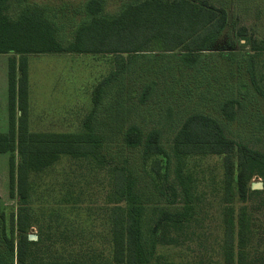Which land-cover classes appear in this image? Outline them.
Instances as JSON below:
<instances>
[{
    "label": "rangeland",
    "instance_id": "obj_1",
    "mask_svg": "<svg viewBox=\"0 0 264 264\" xmlns=\"http://www.w3.org/2000/svg\"><path fill=\"white\" fill-rule=\"evenodd\" d=\"M91 1H13L9 14L16 18L27 7L45 10L56 24L59 39L67 45L78 28L93 19L87 9ZM97 1L101 4L97 17L114 18L127 6L147 0ZM208 1L227 11L228 25L211 50L198 55L194 63L184 62L179 52L123 54L120 59L115 54L27 56L28 131L73 135L91 131L101 140L103 162L62 156L53 165L31 173L28 202L22 207L17 188L13 195L11 187V164L14 159L18 167L19 153L0 154V264H18L20 214H25L26 236L29 240L37 237L30 240L35 243L29 247V263L111 259L114 210L128 206L125 200L114 202L116 167L131 173L133 192L144 209L142 231L149 254L161 211H189L190 226L173 233L181 243L157 245L150 257L153 262H222L226 208L231 209L237 231L241 212L247 210V252L251 258L264 256V188L246 202L234 189L229 199L221 157L179 160L174 151L186 121L203 115L219 122L227 139L264 152V96L251 79L254 52L246 42L252 38L264 42V0ZM242 29L247 31V40ZM10 58L12 55H0V95L8 90ZM255 61L264 87V54L256 55ZM147 88L150 94L144 102ZM228 102L235 103L230 110L233 119L224 113ZM5 107L0 105L3 121L8 113ZM19 116L20 111L17 119ZM132 125L145 135L161 131V144L170 155L168 179L159 180L152 171V158L145 157L144 145L131 148L126 144L125 135ZM162 160L164 173L168 164ZM262 181L255 177L251 186ZM187 202L190 208L185 210ZM5 235L14 240L15 252Z\"/></svg>",
    "mask_w": 264,
    "mask_h": 264
},
{
    "label": "trees",
    "instance_id": "obj_2",
    "mask_svg": "<svg viewBox=\"0 0 264 264\" xmlns=\"http://www.w3.org/2000/svg\"><path fill=\"white\" fill-rule=\"evenodd\" d=\"M13 1L0 0V55H12L9 61L10 127L9 132L0 134V154L19 153L20 163L16 168L14 159L11 164V187L16 190L23 203L28 202L30 192V174L53 165L62 156L74 159L93 158L103 162L99 151L100 142L91 134L83 135L58 133H30L28 131L29 69L27 56L46 54H115L118 59L123 54L138 53H182L184 62L194 63L198 55L211 50L214 42L222 35L228 25V14L208 0H147L127 6L117 17H97L101 4L97 0L88 3L87 9L93 19L82 25L75 33V39L67 45L58 37L56 24L38 7H27L13 18L10 6ZM243 37L247 40L246 29ZM251 51V79L259 93L264 96L262 79L258 78L255 56L264 54V42L247 40ZM19 57V60H16ZM20 73V76H19ZM150 89L143 94L147 101ZM234 102L225 104L224 113L233 119L230 111ZM21 116L17 119V111ZM125 142L131 148L145 146V157L152 158L151 169L159 180L168 179L170 155L161 144V131L153 130L145 135L136 125L128 128ZM176 157L218 156L222 158L224 182L227 198L234 195V189L241 200L260 195L263 191L251 186L255 177L261 178L264 185V152L250 148L226 138L225 132L216 120L194 115L184 124L175 139ZM167 166L162 173L163 160ZM181 170L179 177L181 176ZM114 202L127 201L126 208L114 210L112 239L113 257L107 260H72L71 262H28L31 242L26 236L25 214L19 215L18 230L20 238L17 244L18 264H172L157 260L151 256L157 245H175L181 243L180 237L173 233H182L191 224L186 215L189 212L171 214L161 211V216L153 229L152 251L149 254L144 247L142 231L143 207L138 204L132 188V176L124 167L113 170ZM183 187L185 184H182ZM186 194L187 188H184ZM189 196V195H188ZM190 208L187 202L185 210ZM226 208L225 233L223 239L224 260L190 264H264V256L251 258L247 252L249 241V221L246 209L238 219V231L235 220ZM24 218V219H23ZM6 236V235H5ZM10 250L15 252L14 240H9ZM237 252V253H236ZM189 264V263H186Z\"/></svg>",
    "mask_w": 264,
    "mask_h": 264
},
{
    "label": "crops",
    "instance_id": "obj_3",
    "mask_svg": "<svg viewBox=\"0 0 264 264\" xmlns=\"http://www.w3.org/2000/svg\"><path fill=\"white\" fill-rule=\"evenodd\" d=\"M29 67V66H28ZM20 76V73H19ZM0 105H5L6 109L8 110V113L5 112L4 115V121L0 118V134H6L9 132V127H10V96H9V68H8V90L7 92L3 93L2 95H0ZM19 111V110H18ZM17 111V113H18ZM3 114L1 113V116ZM6 127L7 130L3 131V128Z\"/></svg>",
    "mask_w": 264,
    "mask_h": 264
},
{
    "label": "water",
    "instance_id": "obj_4",
    "mask_svg": "<svg viewBox=\"0 0 264 264\" xmlns=\"http://www.w3.org/2000/svg\"><path fill=\"white\" fill-rule=\"evenodd\" d=\"M264 188V185L263 183H254L253 184V189L254 190H259V189H263ZM30 240H37V237L36 236H30Z\"/></svg>",
    "mask_w": 264,
    "mask_h": 264
}]
</instances>
